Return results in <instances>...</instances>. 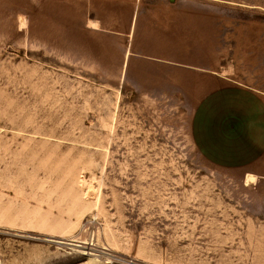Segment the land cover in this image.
<instances>
[{"label": "rangeland", "instance_id": "1", "mask_svg": "<svg viewBox=\"0 0 264 264\" xmlns=\"http://www.w3.org/2000/svg\"><path fill=\"white\" fill-rule=\"evenodd\" d=\"M0 264H264V0H0Z\"/></svg>", "mask_w": 264, "mask_h": 264}, {"label": "crops", "instance_id": "2", "mask_svg": "<svg viewBox=\"0 0 264 264\" xmlns=\"http://www.w3.org/2000/svg\"><path fill=\"white\" fill-rule=\"evenodd\" d=\"M137 1V0H136ZM135 19H136V15H135V11L133 12L132 14V17H131V21H130V26H129V31H130V28H131V35H129V31H128V39L130 40V38L133 36V33H134V26H135ZM95 24V23H94ZM96 25V24H95ZM129 42L127 43V46H126V49H125V53L127 54V57L125 59V61L128 59L129 57V54H130V51H129ZM124 53V54H125Z\"/></svg>", "mask_w": 264, "mask_h": 264}, {"label": "bare ground", "instance_id": "3", "mask_svg": "<svg viewBox=\"0 0 264 264\" xmlns=\"http://www.w3.org/2000/svg\"><path fill=\"white\" fill-rule=\"evenodd\" d=\"M82 181V180H81ZM82 183H84L83 181H82ZM86 183V182H85ZM88 190H92V185L91 184H88Z\"/></svg>", "mask_w": 264, "mask_h": 264}]
</instances>
